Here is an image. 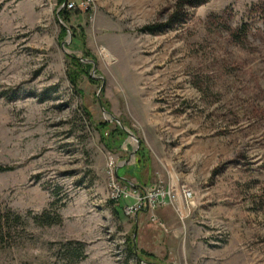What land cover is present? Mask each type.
Returning a JSON list of instances; mask_svg holds the SVG:
<instances>
[{
  "label": "rangeland",
  "instance_id": "1",
  "mask_svg": "<svg viewBox=\"0 0 264 264\" xmlns=\"http://www.w3.org/2000/svg\"><path fill=\"white\" fill-rule=\"evenodd\" d=\"M177 3L0 0V264H264V0Z\"/></svg>",
  "mask_w": 264,
  "mask_h": 264
},
{
  "label": "trees",
  "instance_id": "2",
  "mask_svg": "<svg viewBox=\"0 0 264 264\" xmlns=\"http://www.w3.org/2000/svg\"><path fill=\"white\" fill-rule=\"evenodd\" d=\"M65 2V0H58V3L63 4ZM208 2V0H178L177 6L178 8L176 10H181L183 8H198L204 4H206ZM66 9L64 8V11L62 10L60 13V16L64 19H67L66 16ZM183 16L181 15L180 12H175L172 17L169 20V24L168 26H155V27H148L145 29V33L155 36V35H160L164 32L165 29L167 28H172L173 25L176 24H184V18H182ZM70 83L75 86V81L72 80L70 78ZM7 170L6 168L0 167V172L1 171H5ZM54 206V202L50 204V208ZM7 214H12L11 211H7ZM14 220H16L17 222L21 220V217L19 215H14ZM60 216L59 214H57L56 211H51V209L49 210H45L44 212H42L40 215H36L33 217V221L35 222V224L39 225V226H50V225H54V224H58L60 222ZM1 221V219H0ZM127 253L130 256H134L133 251L131 249V247H127L126 248ZM80 254V252H79Z\"/></svg>",
  "mask_w": 264,
  "mask_h": 264
},
{
  "label": "built area",
  "instance_id": "3",
  "mask_svg": "<svg viewBox=\"0 0 264 264\" xmlns=\"http://www.w3.org/2000/svg\"><path fill=\"white\" fill-rule=\"evenodd\" d=\"M66 9L67 10H73L74 9V5L72 4V3H70V4H67L66 5ZM113 183V185H112V188H114V189H116V191H117V194L115 195V198H117V197H119V192H122L121 190H120V188L118 187V184H115V182H112ZM154 189H155V187H153V188H150V189H148L147 190V192L145 191V192H143L144 194H145V199L147 200V203H152V204H159L160 202L162 203L161 205H163L164 203H163V199L165 198V197H167V199H169V195L166 193H159V192H157V193H154ZM126 197H127V195H126ZM154 197V198H153ZM142 199H138V202H137V208L139 209V208H141V204L144 202H140ZM137 212V209H132V207H130V208H128V212H127V214H130V213H136Z\"/></svg>",
  "mask_w": 264,
  "mask_h": 264
}]
</instances>
